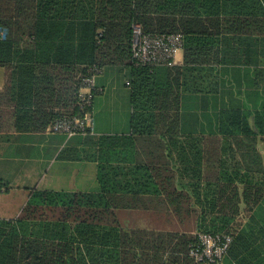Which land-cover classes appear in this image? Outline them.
Returning <instances> with one entry per match:
<instances>
[{
  "label": "trees",
  "instance_id": "trees-1",
  "mask_svg": "<svg viewBox=\"0 0 264 264\" xmlns=\"http://www.w3.org/2000/svg\"><path fill=\"white\" fill-rule=\"evenodd\" d=\"M134 23L183 33V63L137 64ZM0 27V133L83 117L92 65L127 71L131 88L128 131L94 141L98 186L30 187L0 218V264H199L194 229L233 236L227 264H264V93L249 105L229 95L250 100L244 83H212L214 65L259 62L264 0H0Z\"/></svg>",
  "mask_w": 264,
  "mask_h": 264
},
{
  "label": "crops",
  "instance_id": "crops-1",
  "mask_svg": "<svg viewBox=\"0 0 264 264\" xmlns=\"http://www.w3.org/2000/svg\"><path fill=\"white\" fill-rule=\"evenodd\" d=\"M233 45L234 43H231L227 46H231L228 49L230 52ZM258 48L259 62L257 64L242 65L232 62L214 65L213 85L215 81L222 79L226 80L229 86L232 84L238 86L240 83H244L245 85L241 90L249 92L250 100H247L242 92L229 95L245 100L249 105L260 103L264 93V53H262L261 45ZM231 55L232 60H234L235 57L233 54ZM179 63H183V52L182 56L179 57ZM111 68L116 69L118 67L105 68L96 79L97 84L103 87L104 91L109 84L107 74ZM257 69H260L259 73ZM196 81L197 79H195ZM208 81L211 82L209 79ZM3 84L4 70L0 68V90ZM194 85L196 86V84ZM200 96L203 99L205 97L202 93H196V99L191 100L192 97L188 100L195 104L198 103L197 98ZM94 105L92 124H90V132L86 134V137L81 136V134L69 137L62 133L49 131L33 133L10 130L0 133V179H6L8 182L7 187L0 188V217H16L29 198L30 187L88 191L98 186V163L94 156L96 151L94 141L102 134H122L126 133L128 129L122 132L96 129ZM183 137L184 135H180V139ZM190 163L192 164V162Z\"/></svg>",
  "mask_w": 264,
  "mask_h": 264
},
{
  "label": "built area",
  "instance_id": "built-area-1",
  "mask_svg": "<svg viewBox=\"0 0 264 264\" xmlns=\"http://www.w3.org/2000/svg\"><path fill=\"white\" fill-rule=\"evenodd\" d=\"M0 34L6 36V30L1 28ZM132 55L137 64L154 66H173L179 63V53L183 52L184 34L162 33L154 34L144 31L140 23L133 24ZM91 72L82 78L80 88V106L90 107L95 95L101 92L97 85V76L103 68L92 65ZM91 115L87 112L82 116L62 115L48 128L47 131L62 133L67 136L79 135L87 132ZM195 235L198 242L190 249V256L197 263L224 264L231 247L233 236L229 233H210L197 230Z\"/></svg>",
  "mask_w": 264,
  "mask_h": 264
},
{
  "label": "rangeland",
  "instance_id": "rangeland-1",
  "mask_svg": "<svg viewBox=\"0 0 264 264\" xmlns=\"http://www.w3.org/2000/svg\"><path fill=\"white\" fill-rule=\"evenodd\" d=\"M2 32V30L0 29ZM182 56V53H179V57ZM107 74V81L108 85L107 88L104 91V88L99 86L101 88V94L97 93L94 97L95 99V105H94V99L91 102V110L89 111L91 115L90 124L92 121V109L94 105V116H95V127L96 129L101 130H109L112 132H122L128 129L129 121H130V87L127 85V81L129 80V73L125 70L116 68L111 70H108ZM89 126L88 128H90ZM90 132L87 129L86 133L81 134V136L86 137L87 133ZM72 137V136H70ZM89 139V138H88ZM84 140V139H83ZM85 142H88L85 140ZM176 165H181L180 161H176ZM98 178V174H97ZM34 179V178H33ZM32 180V179H30ZM98 180V179H97ZM1 181L7 183L6 179H1ZM188 181L189 183H193L194 179H187L183 178L182 182L186 184L185 182ZM197 184V183H195ZM8 185H6L7 187ZM200 186L201 193L206 192V186L204 184H197V185H188L189 189H193L194 187ZM36 187V186H35ZM16 188V187H15ZM30 189V188H29ZM68 191V190H66ZM210 195H208L209 197ZM204 197L201 195V198ZM198 199V198H196ZM203 199V198H202ZM18 205V204H17ZM201 206L200 204H197ZM17 207V206H16ZM23 208V207H22ZM201 209V208H200ZM203 209H201L202 211ZM3 218V217H0ZM143 224H145V221H143ZM242 224V225H241ZM248 222L245 217L238 216V218L235 220L234 225L237 229L242 228L243 226H247ZM196 229H194L193 233H196ZM234 234H236L234 232ZM233 243V241H232ZM232 245V244H231ZM261 255V254H259ZM257 256V255H256ZM258 258V256H257ZM256 259V257H255ZM228 261H231L232 263L234 260L232 259V256L230 255V249L228 252L227 257L224 259V264H227Z\"/></svg>",
  "mask_w": 264,
  "mask_h": 264
}]
</instances>
